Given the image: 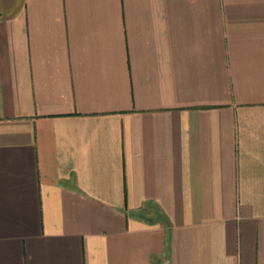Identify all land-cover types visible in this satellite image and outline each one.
<instances>
[{
	"label": "crops",
	"instance_id": "1",
	"mask_svg": "<svg viewBox=\"0 0 264 264\" xmlns=\"http://www.w3.org/2000/svg\"><path fill=\"white\" fill-rule=\"evenodd\" d=\"M0 264H264V0H0Z\"/></svg>",
	"mask_w": 264,
	"mask_h": 264
}]
</instances>
